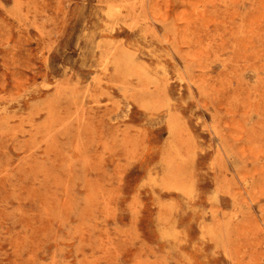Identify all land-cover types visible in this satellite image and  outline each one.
Returning a JSON list of instances; mask_svg holds the SVG:
<instances>
[{"label":"rangeland","instance_id":"1","mask_svg":"<svg viewBox=\"0 0 264 264\" xmlns=\"http://www.w3.org/2000/svg\"><path fill=\"white\" fill-rule=\"evenodd\" d=\"M0 264H264V0H0Z\"/></svg>","mask_w":264,"mask_h":264}]
</instances>
